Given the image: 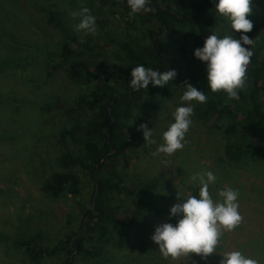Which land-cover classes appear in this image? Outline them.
Wrapping results in <instances>:
<instances>
[{"label":"trees","instance_id":"obj_1","mask_svg":"<svg viewBox=\"0 0 264 264\" xmlns=\"http://www.w3.org/2000/svg\"><path fill=\"white\" fill-rule=\"evenodd\" d=\"M58 1L49 0L47 6L45 0H0V75L25 68L29 55L35 52L28 37V22L33 23L27 22L29 11L34 9L49 17L57 30L58 43L56 54L48 56V67L52 71L64 67L80 92L70 103L53 99L42 107L54 109L68 120L55 140L59 170L43 182L42 190L54 199L76 198L86 179L92 184V192L77 227L54 244H46L40 233L16 238L14 232L19 227L15 224L8 231L0 230V238L6 245L13 237L14 246L35 264L62 255V264H74L76 257L106 263L110 246L118 250L134 246L141 252V264H145L153 259L146 238L149 217H160L162 212L156 201V180L137 184L128 181V155L142 135L137 122L141 111L159 112L168 96L187 82L208 97L198 109L197 118L223 131L228 139L225 160L230 164L264 160V16L257 15L261 0H253V13L248 17L254 27L247 35L255 43L253 48L244 46L253 51V56L247 89L239 101L229 100L223 92L212 93L206 63L194 56L213 32L223 37L230 25L215 10L218 0H151L150 6L156 11L141 12L134 18L129 15L127 0H123L114 14L119 29H108L106 18L95 16L100 43H83L69 22L64 26L54 7L64 10ZM18 14L25 17L23 21ZM38 19L33 24L42 33L46 28ZM141 33L148 41L145 45L138 37ZM83 52H108L110 59L94 61L85 58ZM139 65L161 73L174 70L177 75L164 87L150 84L146 90L135 91L130 87L131 71ZM50 70L48 77L52 75ZM2 99L9 101L11 95L0 85ZM2 107L7 109L6 105ZM8 136V129H0V140ZM178 219L174 217L175 223ZM71 222L68 219V224ZM190 257L200 258L195 254Z\"/></svg>","mask_w":264,"mask_h":264},{"label":"rangeland","instance_id":"obj_2","mask_svg":"<svg viewBox=\"0 0 264 264\" xmlns=\"http://www.w3.org/2000/svg\"><path fill=\"white\" fill-rule=\"evenodd\" d=\"M45 1L48 6L49 0ZM69 1H58L64 10L54 5L58 14L62 16L64 26L69 22L75 30L79 20L73 19L71 13L78 11L81 6H86L92 15L100 19L106 18L108 29L112 31L119 29L114 14L119 10L123 0H91L90 5L88 0H73L71 3ZM257 15L264 16V0L260 2ZM27 16V22L34 23L36 18H39L38 23L46 29L41 33L36 30V25L28 22V37L35 52L29 55L25 68L0 75V85L11 95L9 101L0 100V115L3 116L0 118V129H8L9 134L0 140V230L8 231L11 224H15L19 227L14 232L16 238L40 233L44 242L52 245L62 238L65 232L75 229L79 224L82 207L88 205L86 201L92 192V184L84 179L80 195L76 198L63 196L54 199L42 190L43 182L52 172L59 170L56 161L58 147L55 140L58 131L68 123L60 112L54 109L43 110L42 107L53 99L70 103L80 89L68 79L64 67L57 71H52L48 67V56L51 55V58L56 54L58 43L57 30L50 18L41 16L34 9L30 10ZM18 18L23 21L25 17L18 14ZM153 28L157 30L156 26ZM230 31L229 25L225 33ZM233 34L239 37L241 33ZM75 35L83 43L102 42L100 34L85 36L75 31ZM138 37L141 45L147 44L148 41L144 39L142 33ZM82 54L85 58L99 62L110 59L108 52ZM48 70L52 71L50 77L47 76ZM185 90L183 86L172 92L159 112L143 110L139 113L138 126L147 124L153 131L156 143L147 145L142 132L139 141L133 145L128 155L129 183L156 180L159 185L156 201L162 216L149 217L146 238L153 259L147 260L145 264H220L222 254L234 250L242 252L248 250V254L252 250L253 258L264 264V160L256 163L253 161L228 163L224 158V147L228 139L221 129L211 128L197 118L201 104L196 102H192L195 105L193 123L186 134L185 147L172 157L163 154L153 156L157 147L163 143V133L174 123L173 113L176 108L183 106L181 97ZM2 105H6L7 109L2 110ZM203 170L212 171L218 178L217 183L210 186L214 199H219L216 194L220 190L229 187L239 190L242 223L234 232L225 233L218 252L206 260L196 257L182 261L165 260L159 254V247L151 237L155 228L163 223L176 225L174 217L169 219V216L171 207L180 202L177 200L178 192L185 197L191 193L198 198L199 188L190 186L188 181L194 172ZM14 197L16 199H12ZM128 207L133 209L132 206ZM68 219L72 220L70 224ZM8 240L10 242L4 245L0 238V264H35L27 259L23 250L14 246L13 237ZM241 242L245 246L240 245ZM106 254L109 261L100 264H141V252L134 246L123 250L110 246ZM63 259L62 255L38 264H62ZM74 264L97 263L85 262L76 257Z\"/></svg>","mask_w":264,"mask_h":264},{"label":"clouds","instance_id":"obj_3","mask_svg":"<svg viewBox=\"0 0 264 264\" xmlns=\"http://www.w3.org/2000/svg\"><path fill=\"white\" fill-rule=\"evenodd\" d=\"M215 2V0H214ZM130 17L138 13H154L151 0H127ZM216 12L230 24V32L223 37L215 32L204 42L203 48H197L194 56L206 63L208 86L212 93L223 92L231 101H239L241 93L247 89L248 66L253 56L255 41L247 33L253 30V23L248 19L253 13V0H218ZM73 19L79 22L75 25L77 33L83 35H99L96 17L90 9L81 6L71 13ZM233 32L241 33L237 39ZM83 42V41H81ZM243 45V46H242ZM177 73L174 70L158 72L143 65L136 66L131 71L130 87L139 91L146 90L151 84L154 87H164L171 82ZM181 101L183 106L173 113L174 123L163 133L161 143L153 156L163 154L172 157L182 150L186 144V134L192 125L195 105L205 104L208 97L197 88L185 82ZM138 131L143 132L147 145L155 144L153 131L147 124H141ZM167 163V161H165ZM217 176L208 170L194 172L189 178V185L199 188L198 198L191 193L186 197L178 192L176 203L170 209L169 219L178 217L175 226L163 223L155 228L151 237L158 245L159 254L165 260L182 261L192 254L202 260L216 254L226 232H234L242 223L238 189L231 187L217 192L219 199H214L210 186L217 183ZM221 255V254H220ZM220 264H260L256 258L246 255L240 250L228 251L222 254Z\"/></svg>","mask_w":264,"mask_h":264},{"label":"crops","instance_id":"obj_4","mask_svg":"<svg viewBox=\"0 0 264 264\" xmlns=\"http://www.w3.org/2000/svg\"><path fill=\"white\" fill-rule=\"evenodd\" d=\"M250 239H252V238H250ZM240 245H244V243L241 242ZM244 246H245V245H244ZM242 247H243V246H242ZM249 248H250V247H249ZM247 249H248V248H247ZM247 251H248V250H245V251H244V252L247 253V254L245 253L246 255H248V256H250V257H253V256H254V255H253V254H254V253H253L254 251L251 250V253H250V254H248Z\"/></svg>","mask_w":264,"mask_h":264},{"label":"water","instance_id":"obj_5","mask_svg":"<svg viewBox=\"0 0 264 264\" xmlns=\"http://www.w3.org/2000/svg\"><path fill=\"white\" fill-rule=\"evenodd\" d=\"M158 72H159V70H158Z\"/></svg>","mask_w":264,"mask_h":264}]
</instances>
